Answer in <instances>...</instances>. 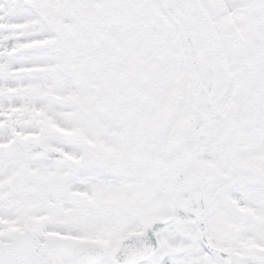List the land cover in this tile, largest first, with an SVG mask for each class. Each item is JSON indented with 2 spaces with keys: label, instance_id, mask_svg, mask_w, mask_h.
<instances>
[{
  "label": "snow or ice",
  "instance_id": "6c2138e0",
  "mask_svg": "<svg viewBox=\"0 0 264 264\" xmlns=\"http://www.w3.org/2000/svg\"><path fill=\"white\" fill-rule=\"evenodd\" d=\"M0 264H264V0H0Z\"/></svg>",
  "mask_w": 264,
  "mask_h": 264
}]
</instances>
